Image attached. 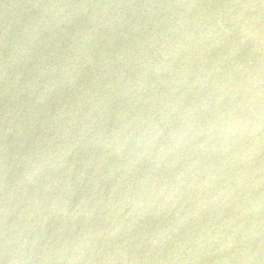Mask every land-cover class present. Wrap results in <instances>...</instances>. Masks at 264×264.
<instances>
[{"label": "water", "instance_id": "95a60500", "mask_svg": "<svg viewBox=\"0 0 264 264\" xmlns=\"http://www.w3.org/2000/svg\"><path fill=\"white\" fill-rule=\"evenodd\" d=\"M0 264H264V0H0Z\"/></svg>", "mask_w": 264, "mask_h": 264}]
</instances>
